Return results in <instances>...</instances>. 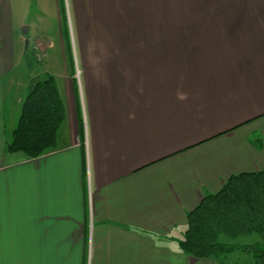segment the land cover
<instances>
[{
    "label": "crops",
    "instance_id": "obj_1",
    "mask_svg": "<svg viewBox=\"0 0 264 264\" xmlns=\"http://www.w3.org/2000/svg\"><path fill=\"white\" fill-rule=\"evenodd\" d=\"M10 2L0 264H253L196 258L178 241L205 195L264 171V0H66L78 60L46 73L65 118L36 158L5 148L33 82L18 93L10 77L24 40Z\"/></svg>",
    "mask_w": 264,
    "mask_h": 264
},
{
    "label": "trees",
    "instance_id": "obj_2",
    "mask_svg": "<svg viewBox=\"0 0 264 264\" xmlns=\"http://www.w3.org/2000/svg\"><path fill=\"white\" fill-rule=\"evenodd\" d=\"M64 118V103L53 76L34 80L20 105L6 150L29 158L53 151ZM254 233L260 241L244 246L234 242ZM178 245L196 258L223 262L237 250L251 254L253 264H264V171L231 175L216 193L205 195L187 213Z\"/></svg>",
    "mask_w": 264,
    "mask_h": 264
},
{
    "label": "rangeland",
    "instance_id": "obj_3",
    "mask_svg": "<svg viewBox=\"0 0 264 264\" xmlns=\"http://www.w3.org/2000/svg\"><path fill=\"white\" fill-rule=\"evenodd\" d=\"M10 3L15 33L27 31L18 46L15 68L10 76L17 83L21 81L17 87L20 93L23 82H29L32 78L33 81L41 79L47 72L60 74L64 72V67L69 69L70 63L78 60V44L76 33H72L69 25L66 0H11ZM36 41L39 42L38 46ZM258 241L260 238L256 233L234 240L237 246ZM225 258L252 259L251 254L237 250Z\"/></svg>",
    "mask_w": 264,
    "mask_h": 264
},
{
    "label": "water",
    "instance_id": "obj_4",
    "mask_svg": "<svg viewBox=\"0 0 264 264\" xmlns=\"http://www.w3.org/2000/svg\"><path fill=\"white\" fill-rule=\"evenodd\" d=\"M26 30L25 31H22V34L25 35L26 34ZM25 43H27V40H25Z\"/></svg>",
    "mask_w": 264,
    "mask_h": 264
}]
</instances>
